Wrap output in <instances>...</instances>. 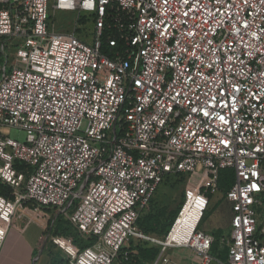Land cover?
<instances>
[{
    "label": "built area",
    "instance_id": "built-area-1",
    "mask_svg": "<svg viewBox=\"0 0 264 264\" xmlns=\"http://www.w3.org/2000/svg\"><path fill=\"white\" fill-rule=\"evenodd\" d=\"M50 3L76 13L73 32L50 25ZM0 41L17 42L24 65L0 60V128L27 132L22 144L0 130V184L12 189L0 243L28 208L50 221L44 248L69 264H126L133 243L160 248L152 264H264V0H0ZM224 170L235 173L226 261L199 229ZM187 174L170 233H144L162 184ZM191 204L196 227L170 242ZM59 215L92 244L55 235ZM170 249L193 255L180 263Z\"/></svg>",
    "mask_w": 264,
    "mask_h": 264
},
{
    "label": "rangeland",
    "instance_id": "rangeland-1",
    "mask_svg": "<svg viewBox=\"0 0 264 264\" xmlns=\"http://www.w3.org/2000/svg\"><path fill=\"white\" fill-rule=\"evenodd\" d=\"M49 16L50 25L54 24L56 32H73L76 25V13H65V12H54L52 4H49ZM52 30V28L50 29ZM93 31V26H88L85 30L81 31ZM81 33H77L78 37H81ZM19 46L17 42L13 45L7 46L5 51L1 49L0 41V60L3 63L6 62L8 57V66L15 65L16 67L23 68L24 65L17 61V50ZM85 129V126L83 130ZM1 132L6 136L10 137L12 140L19 143H26L27 132L15 127H3L0 128ZM193 177L188 174L183 178H174L167 184L163 185L159 190L155 199V208L153 210V221L148 223L149 227L157 228L156 235H161L162 228L167 224L168 218L171 214L177 212L178 208L183 207L186 201L187 191L193 181ZM227 186H219L218 191L215 194H207V205L204 210L203 218L199 229H202L212 235L224 236L230 230L231 222V207L229 203L224 198V191ZM182 209V208H181ZM197 208L193 205L194 214L200 216V213L196 210ZM54 214V211H52ZM65 238H73L74 230L70 226H66L60 230ZM50 235L47 231L44 233L40 249L38 251V257L35 259L34 264H50V257L43 253L44 243L46 238ZM60 252L56 249L53 255L59 257ZM167 256L180 263H187L190 258H192L193 253L187 249H170L166 253Z\"/></svg>",
    "mask_w": 264,
    "mask_h": 264
},
{
    "label": "trees",
    "instance_id": "trees-1",
    "mask_svg": "<svg viewBox=\"0 0 264 264\" xmlns=\"http://www.w3.org/2000/svg\"><path fill=\"white\" fill-rule=\"evenodd\" d=\"M106 50H107V47L105 45L103 48V52H106ZM19 170L25 171L26 169L25 167H19ZM183 177L185 176L183 175L172 176L168 178V180H166L162 184V186L167 184L169 181H171L174 178H183ZM234 181H235V173L233 170H224L221 172L220 179H219V186L223 185V186L228 187L224 191V195L230 190V188L234 184ZM11 194H12V189L9 186L0 184V195L1 196L10 197ZM156 196L151 202L150 210L139 218L137 225L147 235H152L160 239H164L170 233L173 227V224L176 218L178 217L182 207L180 206L176 213L171 214L169 216L167 224L161 230V235L162 234L163 235L160 237V235L159 236L156 235L157 228H151L148 225L149 222L151 223L153 221V217H154L153 210L155 208ZM66 226L72 227V229L74 230L73 239L75 243L79 245L81 248L90 246L92 244V240H90L89 242L83 241L80 238L79 234L77 233L76 229L71 225V223L61 215H59L56 219L54 234L64 236L60 230ZM222 236L214 235L215 242L212 247V255L218 257L222 261H226L228 258V249L227 247L222 248V243H221ZM55 249L58 252H60L59 257L53 255ZM132 251H134V253L130 255V260L126 264H148V263H153V261H155V259L160 253V248L159 247H148L145 245H141L139 243L138 244L133 243ZM43 253H46L50 257V264H69L68 260L64 257L61 250H58L57 247L52 242L46 245Z\"/></svg>",
    "mask_w": 264,
    "mask_h": 264
},
{
    "label": "crops",
    "instance_id": "crops-1",
    "mask_svg": "<svg viewBox=\"0 0 264 264\" xmlns=\"http://www.w3.org/2000/svg\"><path fill=\"white\" fill-rule=\"evenodd\" d=\"M46 213L52 215L51 210ZM49 224L48 218L28 208H20L0 243V264H34Z\"/></svg>",
    "mask_w": 264,
    "mask_h": 264
},
{
    "label": "bare ground",
    "instance_id": "bare-ground-1",
    "mask_svg": "<svg viewBox=\"0 0 264 264\" xmlns=\"http://www.w3.org/2000/svg\"><path fill=\"white\" fill-rule=\"evenodd\" d=\"M192 208L193 204L187 207L170 238V242H181L183 239H187V231L196 227L199 216L194 214Z\"/></svg>",
    "mask_w": 264,
    "mask_h": 264
},
{
    "label": "snow or ice",
    "instance_id": "snow-or-ice-1",
    "mask_svg": "<svg viewBox=\"0 0 264 264\" xmlns=\"http://www.w3.org/2000/svg\"><path fill=\"white\" fill-rule=\"evenodd\" d=\"M205 115H208V113H207V112H205Z\"/></svg>",
    "mask_w": 264,
    "mask_h": 264
}]
</instances>
